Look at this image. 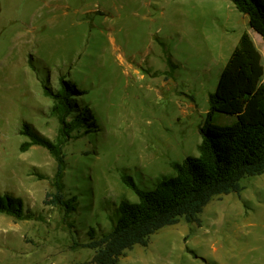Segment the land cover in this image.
I'll return each mask as SVG.
<instances>
[{
	"label": "rangeland",
	"instance_id": "rangeland-1",
	"mask_svg": "<svg viewBox=\"0 0 264 264\" xmlns=\"http://www.w3.org/2000/svg\"><path fill=\"white\" fill-rule=\"evenodd\" d=\"M264 43L229 0H0V194L21 198L28 219L0 213V264H74L94 250L73 246L110 231L121 180L153 188L171 162L198 154L208 94L242 32ZM77 90L95 125L63 146V194L49 203L56 162L28 141L27 123L54 140L58 121L44 86ZM264 81V78H263ZM221 115L215 121L228 124ZM134 245L117 264H264V173Z\"/></svg>",
	"mask_w": 264,
	"mask_h": 264
},
{
	"label": "trees",
	"instance_id": "trees-1",
	"mask_svg": "<svg viewBox=\"0 0 264 264\" xmlns=\"http://www.w3.org/2000/svg\"><path fill=\"white\" fill-rule=\"evenodd\" d=\"M247 18L248 26L264 43V0H229ZM264 64L250 35L241 33L236 45L220 71L215 89L208 94V110L199 127L201 142L198 154L181 162H171L173 173L158 181L153 188H141L127 174L122 182L136 195L135 201L122 199L110 231L97 236L88 231L86 243H73L94 250L90 260L74 264H117L119 257L134 245L147 246L149 236L160 228L175 224L180 218L197 222L203 207L217 196L240 192V181L264 173ZM77 90L60 80L59 88L44 86L45 95L52 99L51 111L57 118L54 140L35 132L23 123V134L31 145L46 148L56 162L53 176L54 192L49 203L63 207L66 213L75 209V197L65 199L63 175L66 165L63 146L73 133L90 132L94 116L87 105L74 99ZM234 118L220 124L215 117ZM0 213L15 219H28L19 197L0 194Z\"/></svg>",
	"mask_w": 264,
	"mask_h": 264
},
{
	"label": "crops",
	"instance_id": "crops-1",
	"mask_svg": "<svg viewBox=\"0 0 264 264\" xmlns=\"http://www.w3.org/2000/svg\"><path fill=\"white\" fill-rule=\"evenodd\" d=\"M254 42V41H253ZM255 44V43H254ZM263 78H264V76H263Z\"/></svg>",
	"mask_w": 264,
	"mask_h": 264
}]
</instances>
